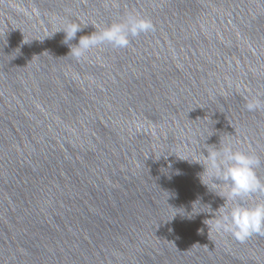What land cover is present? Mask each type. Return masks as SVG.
Instances as JSON below:
<instances>
[{"label":"water","instance_id":"95a60500","mask_svg":"<svg viewBox=\"0 0 264 264\" xmlns=\"http://www.w3.org/2000/svg\"><path fill=\"white\" fill-rule=\"evenodd\" d=\"M130 13L154 30L123 49L54 34ZM253 98L264 0H0V264H264V235L209 232L228 185L195 162L222 139L264 180Z\"/></svg>","mask_w":264,"mask_h":264},{"label":"clouds","instance_id":"9594fccd","mask_svg":"<svg viewBox=\"0 0 264 264\" xmlns=\"http://www.w3.org/2000/svg\"><path fill=\"white\" fill-rule=\"evenodd\" d=\"M86 26L69 21L58 26L54 33H64L62 43L70 48L68 55L77 61L86 58L91 50L105 44L114 49L126 48L133 38L154 30L150 19L130 13L102 29L93 25L96 30L91 35L81 36L78 44H72L77 38V33L83 31ZM245 108L249 112L264 111V100L253 98L245 104ZM206 150L208 154L205 155V160L195 162L204 167L203 173H208L214 184L223 181L228 185L226 195L215 193L222 197L225 203L230 201L232 204L231 207H225V203L220 206L217 210L219 215L212 223L204 221L209 227V232L214 230L217 234L228 233L240 242L247 241L253 235H264V200L246 202L253 194H264V180H261L256 171L261 166V158L250 151L234 149L231 142L225 143L222 139L219 147ZM183 160L193 162L190 159ZM205 185L209 188V185Z\"/></svg>","mask_w":264,"mask_h":264}]
</instances>
